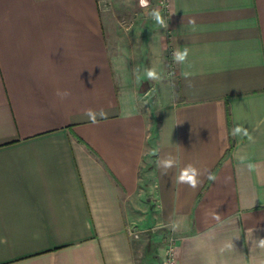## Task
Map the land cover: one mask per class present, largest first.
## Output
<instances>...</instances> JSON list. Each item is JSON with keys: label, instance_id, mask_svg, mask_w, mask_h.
<instances>
[{"label": "crops", "instance_id": "obj_1", "mask_svg": "<svg viewBox=\"0 0 264 264\" xmlns=\"http://www.w3.org/2000/svg\"><path fill=\"white\" fill-rule=\"evenodd\" d=\"M171 236L264 264V0H0V264H162Z\"/></svg>", "mask_w": 264, "mask_h": 264}, {"label": "clouds", "instance_id": "obj_2", "mask_svg": "<svg viewBox=\"0 0 264 264\" xmlns=\"http://www.w3.org/2000/svg\"><path fill=\"white\" fill-rule=\"evenodd\" d=\"M139 6L141 8H148L149 7V0H139ZM151 17L157 22L162 27H168V25L165 23L164 18L162 17L160 11L158 9H153L152 12L150 13ZM189 23L192 25H195V20L191 19L189 20ZM189 55V50L188 48H184L182 51L176 50L173 52V60L176 63H184L187 60V57ZM146 74L149 80H158L160 79L159 74L157 71L154 69H147ZM57 96H59L61 99L66 98L67 96L70 95V92L67 90L61 92L60 90H57ZM102 116L103 119L107 118V113H105L102 110ZM85 115L87 118L90 120L92 124H96L98 121L96 119L97 113L92 110V109H86L85 110ZM243 133L244 135H248L247 129L243 128L242 125H237L233 131V135H239ZM251 139V137H249ZM164 167L166 168H171L173 166V161L172 160H165L164 162ZM255 167V165L249 164L248 168L251 170ZM200 172L198 171L197 168H195L192 165H187L183 169L180 170L179 175L177 176V182L178 183H183L187 184L189 187L192 189H196L198 185L201 183L200 179ZM209 180H214L215 176L211 173L208 175ZM257 246L264 249V238H257L256 239Z\"/></svg>", "mask_w": 264, "mask_h": 264}, {"label": "rangeland", "instance_id": "obj_3", "mask_svg": "<svg viewBox=\"0 0 264 264\" xmlns=\"http://www.w3.org/2000/svg\"><path fill=\"white\" fill-rule=\"evenodd\" d=\"M159 11H160V13H161V15H162V17L164 18V20H165V23L167 24V16H166V12H165V7H164V5L162 4L159 8ZM152 23H153V25L155 26V29H159L160 28V30L166 35L167 33V31H168V27H162V26H160L159 24H157V22L154 20V19H151L150 20ZM168 55V52L166 53L165 52V55ZM162 90V89H161ZM131 231H133L132 229H131ZM150 232V233H149ZM134 233H136V235H142V238L144 237H147L148 235H150L151 234V230L150 231H148V230H145V231H141V232H134ZM140 244L142 245V250H143V253H144V256H149V258H150V241H140Z\"/></svg>", "mask_w": 264, "mask_h": 264}, {"label": "built area", "instance_id": "obj_4", "mask_svg": "<svg viewBox=\"0 0 264 264\" xmlns=\"http://www.w3.org/2000/svg\"><path fill=\"white\" fill-rule=\"evenodd\" d=\"M134 235L136 236V233H134ZM175 244L176 240L172 236L169 237L165 247L162 264H176Z\"/></svg>", "mask_w": 264, "mask_h": 264}]
</instances>
